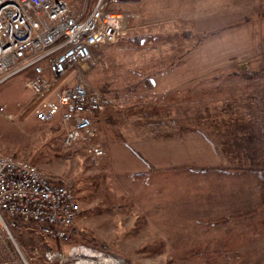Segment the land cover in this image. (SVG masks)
I'll return each mask as SVG.
<instances>
[{
	"label": "rangeland",
	"instance_id": "374dc122",
	"mask_svg": "<svg viewBox=\"0 0 264 264\" xmlns=\"http://www.w3.org/2000/svg\"><path fill=\"white\" fill-rule=\"evenodd\" d=\"M67 1L78 14L95 2ZM183 1L108 4L130 15L127 28L56 83L55 100L80 79L121 104L96 116L92 140L64 147L59 117L35 119L25 74L2 83L0 154L73 185L81 249L125 264H264V140L250 156L239 139L264 129V0ZM3 222L0 253L7 241L48 264L43 252L62 248Z\"/></svg>",
	"mask_w": 264,
	"mask_h": 264
},
{
	"label": "built area",
	"instance_id": "2783aa9c",
	"mask_svg": "<svg viewBox=\"0 0 264 264\" xmlns=\"http://www.w3.org/2000/svg\"><path fill=\"white\" fill-rule=\"evenodd\" d=\"M117 1L97 0L89 12L78 14L66 0H0V85L31 71L24 86L32 95L34 116L42 123L59 117L64 147L94 139L96 116L107 107L121 105L110 94L89 89L80 79L59 89L56 100L51 98L56 83L72 67L89 62L94 48L121 37L130 15L109 10L108 4ZM5 115L0 105V118ZM87 151L95 158L104 155L98 144H90ZM0 213L7 217L8 223L3 222L7 233L9 228L19 230L28 224L33 235L62 247L43 252L48 264H79L89 259L90 264H125L72 245L71 232L80 213L73 185L52 183L35 165L2 154ZM18 253L20 263L27 264ZM78 256L82 258L77 260Z\"/></svg>",
	"mask_w": 264,
	"mask_h": 264
},
{
	"label": "trees",
	"instance_id": "16d2710c",
	"mask_svg": "<svg viewBox=\"0 0 264 264\" xmlns=\"http://www.w3.org/2000/svg\"><path fill=\"white\" fill-rule=\"evenodd\" d=\"M246 134L245 135L243 134L244 136L240 135V137H239V139L241 140L240 142L243 145L242 149H244V151L246 153L249 152L250 156H253V153H255V150H256L255 141H257V140H258V142L262 141L261 140L262 137H263V140H264V129L262 130V134L260 133L261 135L259 134V135L255 136V134H253V133H249L247 135ZM256 137H259V138L261 137V138L258 139ZM261 147H263V146L261 145ZM263 149H264V147H263ZM4 248L6 250L1 251V253H0V264H21L20 261H19V253L15 252L14 249L11 248L10 244L7 241H5V243H4ZM35 253L36 252H34L33 255ZM20 254L24 257V259H26L27 264H31L28 261L29 260L28 257L31 256V255L27 256L25 253L23 254L21 252H20ZM35 255H40V254H35Z\"/></svg>",
	"mask_w": 264,
	"mask_h": 264
},
{
	"label": "crops",
	"instance_id": "0c3cea01",
	"mask_svg": "<svg viewBox=\"0 0 264 264\" xmlns=\"http://www.w3.org/2000/svg\"><path fill=\"white\" fill-rule=\"evenodd\" d=\"M67 1V0H66ZM68 2V1H67ZM86 2H87V0H85V5H84V8H86L85 6H86ZM97 2V0H95V2L93 3V5L91 6V8L94 6V4ZM69 4H70V2H68ZM117 4H118V1H117ZM188 4H195V0H190L189 2H188ZM71 5V4H70ZM112 6V5H111ZM179 6H181V7H183L184 8V1L183 0H171V7L173 8V10H175L176 8H178ZM91 8L89 9V10H87V11H85V13L86 12H89L90 10H91ZM188 10V9H187ZM111 11L112 12H119L118 10H116V11H114V10H112L111 9ZM119 13H125V14H127V12H119ZM129 15V14H128ZM87 64V63H86ZM85 65V64H84ZM25 75H24V77H25V79H27L28 77H30L31 76V71H27V72H25L24 73ZM61 89V88H60ZM58 91L59 90H56L55 92H54V96L55 95H57V93H58ZM109 108H111V107H107L102 113H104L106 110H109ZM36 119V118H35ZM55 119V118H54ZM53 119V120H54ZM37 120V119H36ZM52 120V121H53ZM38 121V120H37ZM48 123H50V122H48ZM62 139H63V136H62ZM61 143H62V140H61ZM92 144H96V143H92ZM77 219H78V217H77ZM77 219H76V221H77Z\"/></svg>",
	"mask_w": 264,
	"mask_h": 264
},
{
	"label": "bare ground",
	"instance_id": "6f19581e",
	"mask_svg": "<svg viewBox=\"0 0 264 264\" xmlns=\"http://www.w3.org/2000/svg\"><path fill=\"white\" fill-rule=\"evenodd\" d=\"M87 254H90V256H92V257L94 256V255H93V252H89V253H87ZM15 262H16V261H15Z\"/></svg>",
	"mask_w": 264,
	"mask_h": 264
}]
</instances>
